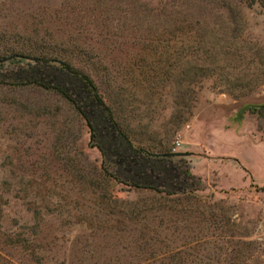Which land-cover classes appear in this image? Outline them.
Here are the masks:
<instances>
[{"label":"rangeland","instance_id":"374dc122","mask_svg":"<svg viewBox=\"0 0 264 264\" xmlns=\"http://www.w3.org/2000/svg\"><path fill=\"white\" fill-rule=\"evenodd\" d=\"M11 48L66 54L139 146L185 153L172 162L203 192L168 210L112 197L73 106L1 85L0 264H264V111L248 108L264 105L260 0H0V56Z\"/></svg>","mask_w":264,"mask_h":264},{"label":"trees","instance_id":"16d2710c","mask_svg":"<svg viewBox=\"0 0 264 264\" xmlns=\"http://www.w3.org/2000/svg\"><path fill=\"white\" fill-rule=\"evenodd\" d=\"M260 1L264 5V0ZM33 51L6 49L0 56V86L34 85L53 89L63 96L85 121L89 146L101 154L99 177L112 197L118 198L115 189L121 186L125 190L153 194L159 203L158 208L163 210H168V207L160 203L162 200L188 197L200 202L198 197L203 192L200 182L192 188L196 180L190 168L172 162V158L182 156L176 152L154 153L139 146L89 74L76 67L64 53L63 56L58 55L45 48ZM4 58L9 59L2 61ZM261 107L264 105L248 106L253 112ZM136 209L140 214L149 213V210L141 209L140 202L134 205ZM31 233L36 232L33 229Z\"/></svg>","mask_w":264,"mask_h":264},{"label":"water","instance_id":"95a60500","mask_svg":"<svg viewBox=\"0 0 264 264\" xmlns=\"http://www.w3.org/2000/svg\"><path fill=\"white\" fill-rule=\"evenodd\" d=\"M9 58H4L2 61H6L8 60ZM185 153L184 152H177L176 155H180V156H183Z\"/></svg>","mask_w":264,"mask_h":264},{"label":"flooded vegetation","instance_id":"af4514ba","mask_svg":"<svg viewBox=\"0 0 264 264\" xmlns=\"http://www.w3.org/2000/svg\"><path fill=\"white\" fill-rule=\"evenodd\" d=\"M262 110L264 111V107H261V108H259V109L256 108L254 112H257V113H258V112H260V111H262Z\"/></svg>","mask_w":264,"mask_h":264},{"label":"built area","instance_id":"2783aa9c","mask_svg":"<svg viewBox=\"0 0 264 264\" xmlns=\"http://www.w3.org/2000/svg\"><path fill=\"white\" fill-rule=\"evenodd\" d=\"M179 144V143H178Z\"/></svg>","mask_w":264,"mask_h":264}]
</instances>
